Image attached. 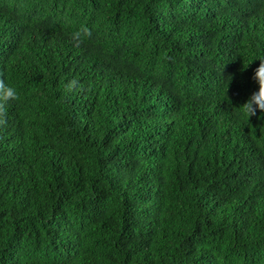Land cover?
<instances>
[{
  "label": "trees",
  "instance_id": "16d2710c",
  "mask_svg": "<svg viewBox=\"0 0 264 264\" xmlns=\"http://www.w3.org/2000/svg\"><path fill=\"white\" fill-rule=\"evenodd\" d=\"M260 60L264 0H0V264H264Z\"/></svg>",
  "mask_w": 264,
  "mask_h": 264
},
{
  "label": "clouds",
  "instance_id": "9594fccd",
  "mask_svg": "<svg viewBox=\"0 0 264 264\" xmlns=\"http://www.w3.org/2000/svg\"><path fill=\"white\" fill-rule=\"evenodd\" d=\"M91 35V30L88 27L81 26L78 31L72 34V40L82 43L85 38H89ZM252 79L257 85V88L252 92L242 107V111L250 116L255 115L257 111H264V60H260L258 67L254 70ZM78 83L77 80H72L68 84V90L75 89ZM17 99L18 92L16 88L0 80V126H4L7 123L8 103Z\"/></svg>",
  "mask_w": 264,
  "mask_h": 264
}]
</instances>
